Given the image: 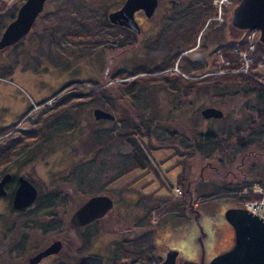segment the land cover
I'll list each match as a JSON object with an SVG mask.
<instances>
[{"label":"rangeland","instance_id":"1","mask_svg":"<svg viewBox=\"0 0 264 264\" xmlns=\"http://www.w3.org/2000/svg\"><path fill=\"white\" fill-rule=\"evenodd\" d=\"M11 1L12 0H7L6 3ZM17 1L20 2L23 0ZM167 1L169 0H162V5L164 4L165 6L166 4V6H172L167 3ZM238 1L239 0H228L227 4L221 3L223 5L220 7V12L218 11V0H216V3L212 2L213 12L210 17H207L203 22V28H201L197 37V42L200 40L201 44L206 46L204 47V51L208 50V48L210 49L215 39L221 35H223L225 39L233 36L235 32L233 29H230L229 22L232 9ZM115 2L116 0H47L46 9L49 8V11H43L42 15L44 17H40L38 20L40 23H45L44 30L36 28L32 33H37L39 35L28 36V38L32 39L31 48L23 50L13 49V51H9L5 54V64L2 68L4 72L0 73V78L1 80H6L5 84L11 92L12 97L14 99L18 98L20 101L24 100L26 105L32 104V111H34L36 108V103H34L36 100L35 94L38 93L39 97L48 96L65 83L70 82L67 87L58 93L57 98L66 96L69 93L87 90L86 88L89 84L93 85L89 82L91 79L97 80L102 85H108L110 81L107 79V76L104 77L100 71L103 68V54L97 48H91L89 46L90 44L88 41H85V27L78 25L79 23L88 24L94 21V19H91V21H87V19H84V21H73L74 18L72 16L75 14L74 16L77 18L90 19L93 18L94 14L97 16L100 15L101 12L115 7ZM182 10L183 8L180 10L181 13L177 15L175 12L172 13L171 9L170 17L168 19H161V22L168 21L172 23L167 30L171 32V39L174 34H176V30L180 31L183 24L189 23L191 15L189 18L187 15L184 16L183 12L185 11ZM11 12L15 13L12 7L2 12L0 22L8 21L11 17ZM41 18H43V20H41ZM204 28L206 30L203 32L202 36H200ZM80 30L82 31L79 32ZM92 34L96 33L93 31ZM92 36L91 42L97 43V40L102 37L101 35L98 36V34ZM235 36H237V32ZM170 38L167 39L168 42ZM102 40L103 39L100 41ZM106 48H109L111 52L117 50L112 43H107ZM26 50H30L31 52ZM212 58L215 60V55H212ZM236 58L238 59L237 54ZM237 65L235 67H237ZM212 67L213 64L210 68ZM176 68L174 65L172 66V69L175 71H177ZM233 68L225 71L245 74L234 71L232 70ZM181 74L191 76L185 72ZM208 74H211V76ZM208 74L204 79L201 77L199 78L200 80H198L197 88L192 94H189L193 103L187 107V111L185 112L191 109L194 110V108L198 109L206 104L216 107L220 106L224 109L223 105H218L216 101H211L207 97L208 80L210 79L211 81L212 74L219 73ZM139 76H143V74ZM143 80L144 78L137 79L135 82L140 83ZM115 81L119 82V77L113 80V82ZM152 84L157 86L156 83ZM120 87V91L125 94L127 90L126 85H120ZM91 89H93V87L87 91ZM148 89L149 87L145 88V90ZM156 89L160 93V95L158 94L159 100L162 103L165 100L168 101L167 93L164 92V94L162 88H154V90ZM145 90H143V92ZM150 90L151 89L144 94H140L139 100L143 101L145 104L150 103L149 101L145 102L146 98H151L152 101H155L154 94L157 93L150 94ZM91 93L92 91L86 92L81 97H78L75 106L66 108L60 114L59 112L53 113L55 117L52 115V118L49 120L48 131L45 129L46 124L42 125L36 123L33 125V130L36 131V137H40L39 134L43 133L46 136L51 134L54 131L53 127L55 123H57L60 128L57 139L58 143L56 142L54 145L47 160L44 161L40 159L36 163V171L40 175L45 178V167L47 166H66L71 158L78 155L83 158L88 157V160L91 159L89 163L90 184L85 189L88 191H96L108 187L110 193L115 197L117 207L116 214H109V216H107V229H101L95 232L91 248L108 258L112 247L114 244L116 247L117 242L115 239L116 231L110 229V227H119V239L126 233H141L145 228L133 227L132 224L133 221L136 222L138 218L144 217L139 221L148 222V224L155 223V233L154 235H150L147 240V242L154 246L153 256L155 257H162L169 248H175L178 251L176 256L177 264H185L184 261L190 262L187 264H206L214 253L227 249L226 247L231 240L232 226L224 218L223 212L225 208L230 206H246L244 200L247 199V197H242V194L251 196L252 193H254L258 196L257 198L264 197V159L259 158V165L254 169L255 173L249 176L250 179H253L251 185L249 184L250 190L248 191L246 187V189L239 192V194H241L240 197L238 194L225 193L224 191L212 193L214 184H220L221 178L217 176L211 168L205 167L203 171V176L205 177L204 181L208 178L212 183H203L195 190L194 201L196 202L195 209L198 211V217L195 218L190 214L188 209H184L183 213L185 214L182 217V222L175 223V225H178V228L172 229L171 233H169V231L164 230L162 227L164 224H167L168 219L165 220L167 215L175 216L174 212L176 207L170 209L173 202L164 203L162 199V201L159 200L156 202L148 200L146 197V199L143 197L141 200L136 201L135 193L137 189H140L142 192L152 191L157 194H165V189L161 187V183L165 182L166 184V181L168 182L165 176L167 175L170 181L168 186L172 187V185H176V173L179 167L175 166V163L177 164L179 160L176 157H168V153L172 151L171 149H161L154 153L156 159H161V167L164 168L165 171V173H163V178L159 176L161 179L152 178L151 173L141 168L127 169V165L130 164L132 158L128 155L127 158V156L123 155L120 151V147H122L125 141L120 137H112V139L106 137L105 126H108V124L106 125L103 120H96L92 116L93 105L95 103H100V101L92 100L94 95ZM103 94L108 98L113 96L109 93L108 89H104ZM128 94L129 93H126L125 95L128 96ZM114 97V104H117L118 108L117 112L121 115V111H119V102H117L119 98L116 94ZM15 101L11 102V104ZM51 102L54 103L52 99L48 100L45 102L44 106L51 105ZM11 104L7 105V107H12ZM10 110H12V108ZM4 111L5 110H3V112ZM231 113L234 115L236 111H232ZM228 118V113L221 117H203V120L200 119L198 124L200 129L201 127L204 129L206 125L211 128H218L213 126L227 125L229 122ZM52 121L54 122L53 127L50 126ZM24 124L30 126L31 122L26 121ZM104 139L105 144L102 152L98 155L96 145H102ZM96 154L98 155L97 158L92 161V158L95 157ZM173 160H175L174 163H172ZM186 161L194 167L195 172L198 171L205 160L199 156H188ZM216 193L223 194L214 195ZM148 206L150 207L149 212L144 215ZM5 208H7L6 204L0 201V212ZM162 221H164L163 226ZM8 225V216H6L5 213L0 214V226L4 228L5 226L8 227ZM32 234L35 235L36 233ZM17 235H19L18 231ZM2 236H4V229L2 231ZM41 237L45 238L46 235ZM215 244L217 246L214 247ZM137 246L138 243L125 242V247L127 248ZM121 261L123 260L119 258L120 264Z\"/></svg>","mask_w":264,"mask_h":264},{"label":"flooded vegetation","instance_id":"2","mask_svg":"<svg viewBox=\"0 0 264 264\" xmlns=\"http://www.w3.org/2000/svg\"><path fill=\"white\" fill-rule=\"evenodd\" d=\"M123 1L124 0H116L115 7L105 12V19L107 21L104 20L85 24L84 32V34H86L85 41H88L90 44L89 46L91 48H97L103 54V68L100 70L102 75L104 77H109L119 74V111H121V115H119V129L122 127L121 119L125 116H128V119L133 124L140 125L137 121V116L139 115L137 112L139 110L138 104L134 102L137 101V103H140V94H144L143 89L140 93L138 91V95H135L136 98L132 102L130 97L120 91V85L125 84L127 88H133L136 77L149 73L167 76L169 81L171 78H174L181 83L184 77H188V75L181 74L184 73L181 69L177 67V71H175L172 69V65H170L172 50L170 41L168 42L167 39L170 38L171 32L167 30L172 23L168 21L161 22V19H168L171 15L172 8L162 5V0H159L158 6H156L154 11L150 14H146L143 8L135 9L133 11V19L135 22L132 25L111 22L108 18V13L114 9H119ZM17 2V0H12L9 3V7L14 9V7H18L22 1L18 2V4ZM46 4L47 0H45L42 9L35 17L30 28L21 38L0 48V73L4 72L2 68L5 64L6 53L13 51V49H30L32 39L28 38V36L39 35L37 33H32L36 28L44 30L45 23H40L38 20L40 17H44L42 15L43 11H49V8L46 9ZM13 17L6 22H0V35L4 27ZM100 18L103 19V14ZM41 20H43V18H41ZM93 31L96 34H92ZM97 34L98 36L101 35L102 37L100 38L103 40L100 41L101 39H98V43L91 42L93 38L92 35ZM107 43H112L117 50L111 52L109 48H106ZM26 51L31 52L30 50ZM201 51L203 52V50L197 46L192 50H186L183 54L195 58L193 53ZM204 53L207 57V64L204 63V65L206 67L212 66V55H210L208 51H204ZM198 75H200V73L193 76L198 77ZM5 81L6 80H1L0 78V139L2 138L4 141L10 142L12 139L17 138L19 141L18 144L21 145L22 148L20 150L16 149L15 151H11L12 155L7 159L8 161L0 166V180L5 174H8L7 179L2 184L3 193L0 194V201L5 203L7 208L3 209L0 214L5 213L9 220L8 227L5 226L3 228L0 226V264H78L80 257L87 254L102 257L101 264L119 263L118 226L110 227V229L116 231L115 239L117 242L116 247L115 244L112 247L108 258L91 248L95 232L101 229H107V216H109V214L115 215L117 211L115 197L110 193L108 187L96 191H88L85 189L90 184L89 163L91 159L88 160V157L83 158L78 155L71 158L66 166H47L45 167L46 176L44 178L36 171V163L40 159L44 161L47 160L54 145L56 142L58 143L57 139L60 128L57 123L54 125L52 121L50 126L53 127L54 125V131L47 136L44 133L39 134L40 137H36V134L25 133L31 132L33 130V125L36 123L42 125L46 124L45 129L48 131L49 120L52 118L53 113L59 112L60 114V110L55 107L46 109L44 104L50 99H52L53 102L58 100V93L68 85L65 83L56 91L45 97H39L38 93L35 94L36 100L34 103H36V108L32 111V104L26 105L24 100L20 101L18 98L14 99L12 97ZM93 86L94 85L89 84L86 89L89 90ZM152 88L153 92L157 93L154 94L155 100H157L155 102L146 103V105H148L147 107H151L149 105L159 106L161 109H164L165 116H168L162 118L158 123L149 121V128L142 130L145 131L143 134L134 132L133 129L130 131H123L122 136L135 142V144L132 145V147L136 148L132 153V157L135 156V158H137L139 165L131 169L141 168L147 170L146 172L151 173L154 179H161L159 176L163 178V173H165L164 168L161 167V159H156L154 155L156 151L171 149L172 151L168 153V157H176L179 160L177 164L175 163V166L179 167L176 173V185H172V187L168 186L170 181L167 175L165 176L168 182L166 181V184L165 182L161 183V187L165 189V194H157L152 191L142 192L140 189H137V192L135 191L136 201L141 200L143 197L144 199L147 198L151 201H157L160 197L167 196V199H169L168 203H176L175 216L167 215L165 219H168L167 224H164V226L163 222L165 220L162 221V228L171 233L172 229L178 228V225H175V223L182 222V217L185 214L183 213L184 209H188L190 214L195 218L198 217L199 214L195 209L196 202L194 201L195 190L201 184H211L212 181L208 178L204 181L203 165L199 167L198 171L194 172V167L186 161L188 158L186 152H175L171 147H158L149 151L141 150V148L144 149L143 143L147 142V140H174L184 142L189 139L196 140L203 137L201 134L187 133L189 129L187 128L188 123L185 120L180 119L173 122L168 118L171 117L172 108L186 104L188 97L183 86L175 87L174 90H178L176 92H173L170 86H152ZM154 88H162L163 93H167L168 101L165 100L162 103L158 98V94L160 95V93L157 89L154 90ZM87 90L82 92H89ZM13 101L15 102L11 104ZM9 104H11L12 107H7ZM142 104L145 103L142 102ZM75 105L76 102L65 108ZM95 107L110 110L114 114L113 119L102 118L96 120H103L108 126L116 121V113L110 108L108 103L100 101V103H95L93 105V108ZM11 108L12 110H10ZM3 110L5 111L3 112ZM134 118L136 122L133 121ZM26 121L31 122V125L26 126V124H24ZM108 126H105V128ZM120 149L123 152H129L131 147L123 145ZM13 153L15 154L13 155ZM98 155L96 154L95 156L97 157ZM174 162L175 160H173L172 163ZM142 164L144 165L140 166ZM232 175H234V172H232ZM20 178L28 180L35 187L36 195L29 204L15 207L13 205L14 193L20 183ZM94 194H106L110 196L112 205L103 214L96 216L92 220L81 223L74 213ZM3 229L4 236H2ZM17 231L19 235H17ZM32 233L36 234L34 235ZM231 233V240L226 248H229L233 244V228ZM43 235H46V237L42 238L41 236ZM120 239L124 240V235L120 237ZM54 243H57L56 250L43 253L36 258V255ZM216 244L214 247L217 246ZM163 256H165V254ZM120 259L124 261V264L133 263L129 262L127 258Z\"/></svg>","mask_w":264,"mask_h":264},{"label":"trees","instance_id":"3","mask_svg":"<svg viewBox=\"0 0 264 264\" xmlns=\"http://www.w3.org/2000/svg\"><path fill=\"white\" fill-rule=\"evenodd\" d=\"M163 3V2H162ZM167 3L171 4L172 13L175 12L179 15L180 10L183 8L182 11L184 16L187 15L188 18L190 17L189 23L183 24L180 31L176 30V34L170 38L171 44V60L170 65L176 64L179 69L189 75H197L204 73L209 70L204 65V62L192 58L189 55L183 54L189 48L195 46L197 44L198 48L205 50V45L201 44V41L197 42L198 33L203 28V22L207 17H210L211 13L213 12V5L212 0H169ZM47 5V4H46ZM164 5V4H163ZM166 5V4H165ZM10 9L9 4L4 2L0 3V17L1 13L4 12L6 9ZM13 9V8H12ZM17 7H14L16 11ZM105 12L103 11L100 15L96 16L94 14L93 18H77L76 16H72L74 18L73 21L87 19V21H94L91 22H101L107 21L105 19ZM73 14V13H72ZM103 14V19L100 16ZM14 13L11 12V17H13ZM10 17V18H11ZM202 20V21H201ZM201 21V22H199ZM90 22V23H91ZM88 23V22H87ZM78 25H82L85 27V24L79 23ZM230 29L236 33H233V36L230 38H224L223 35L215 39L212 47L206 51L212 55V51L214 48H220L223 50L224 55L231 60L230 65L227 68H233L238 64V59L236 58V52L233 50L234 47H242L244 45L243 41V31L239 28H236L231 25L229 22ZM206 28V27H205ZM203 29L200 36H202L203 32L207 29ZM80 30L79 32H81ZM261 45H264L261 43ZM235 52H233V51ZM206 55V54H205ZM158 70V69H156ZM155 71V70H152ZM254 74H241L238 72L232 71H224V73L219 74H212L213 76L208 80V92L207 97L211 101H216L218 105H223L224 109L218 106L223 110V115L228 113V123L225 126L217 125L213 127L218 128H211L206 125L204 129H200L198 121L201 119L203 120L202 115L200 114V108L191 109L188 112L187 107H189L193 101L189 97V94L197 88L198 80L200 77H184L183 82L181 83L179 80L172 79L169 81L167 76H163L160 74H145L143 76L136 77L137 79H143L140 83H136L133 88H127L126 93L128 97H130L131 101L135 100V95L145 90V88L149 87L150 94L154 93L152 86L156 83L157 86H170L173 89V92L178 90H174L175 87L183 86L187 94L186 104L182 106H176V108L171 109V121L175 122L176 120H185L188 123L187 133L193 134H201L203 137L201 139L196 140H186L184 142L181 141H150L144 144V149L141 150H151L158 147L168 148L171 147L175 152L180 153H187L188 156H199L203 158L205 161L202 163L203 171L205 167H209L215 172L217 176L221 178V183H216L213 186L212 193L218 191H224L225 193H232L238 194L240 197L242 190L246 189L249 191L251 182L253 179H250L249 176L255 173L254 169L259 165V158L264 159V85L261 84L259 81L256 80L255 76L263 73L264 68L255 69L253 71ZM211 76V74H208ZM208 75L201 76L202 79ZM119 77L117 76H109L107 79L110 81L108 85H102L97 80L91 79V82L94 86L91 94L94 96L92 100L96 101H103L104 103H108L110 108L115 112L116 111V121L113 122L112 125L108 126L105 130V135L108 139H112V137H120L125 142L123 145H128L131 147L129 152H123L121 149L120 151L123 155H128L132 158L129 165H127V169H131L134 166H138L137 158L135 156L132 157V153L135 151L136 148L132 147L135 144L134 141L126 139L122 136L123 131H130L134 129V132H139L143 134L149 128V121L152 123H158L162 118L167 117L164 114V109H161L159 106L149 105L151 107H147L148 105L142 104L143 101L137 103L139 110L137 111L139 115L137 116V121L140 125L133 124L129 119L128 116L123 117L122 127L119 129V113L117 104L115 105V97L116 94L119 98V82L113 80ZM70 83H66L68 85ZM79 85V84H76ZM146 86V87H144ZM108 89L109 93L113 95L112 97H106L103 94V90ZM148 90H145L146 93ZM89 91V92H90ZM86 92H75L69 93L66 96H62L58 98V100L54 101L51 105L45 106V108L55 107L60 110V113L63 112L67 107L72 105L73 103L77 102L76 99ZM125 93V94H126ZM138 95V94H137ZM155 97V95H154ZM157 100V99H156ZM155 100V101H156ZM153 102L151 98H147L145 102ZM154 101V102H155ZM119 102V101H117ZM146 108V109H145ZM236 111L233 115L231 112ZM233 118H232V116ZM136 122V119H133ZM143 124V125H142ZM209 125V124H208ZM9 127V126H8ZM65 128V127H62ZM28 134H36L35 130L31 132H25ZM18 139H12L9 141H4V139H0V166L6 163L12 155L11 151L20 150L22 147L18 144ZM18 144V145H17ZM105 144L102 142V145H96V150L98 151L97 154L102 152L103 146ZM119 150V149H118ZM15 153H13L14 155ZM127 156V158H128ZM97 157H93L95 160ZM144 164L140 165L143 166ZM126 169V168H125ZM189 170V169H188ZM190 171V170H189ZM234 172V175H232ZM260 182V181H258ZM223 194V193H216ZM254 195V196H253ZM242 197L245 196L247 198H257L254 193L251 196L248 195H241ZM253 196V197H252ZM164 200V203H168L169 199L167 196L160 197L156 202L159 200ZM161 200V201H162ZM240 205V204H239ZM171 208L177 207L176 203L173 202ZM150 207L146 208V213L149 212ZM173 211V210H172ZM142 218H138L137 221H133V227H140L145 228L141 233H133L132 232L124 234L125 239H119V258H127L129 262H145L147 264L158 262L161 257L153 256L154 253V246L153 244L147 242L150 235H154L155 227L154 224H148V222H142ZM140 231V230H138ZM125 242L127 243H138L137 247L127 248L125 247ZM147 261H146V260ZM185 264L190 263L189 261H184ZM115 264H120V262H116Z\"/></svg>","mask_w":264,"mask_h":264},{"label":"water","instance_id":"4","mask_svg":"<svg viewBox=\"0 0 264 264\" xmlns=\"http://www.w3.org/2000/svg\"><path fill=\"white\" fill-rule=\"evenodd\" d=\"M45 0H23L14 15L7 23L0 35V48L21 38L35 17L42 9ZM159 0H124L119 9H114L108 13L111 22H120L132 25L133 11L143 8L146 14H150L158 6ZM232 26L244 28H257L260 31V38L264 41V0H239L232 9L230 17ZM193 56L207 64L204 53L194 52ZM200 114L204 118L221 117L223 110L213 105H206L200 109ZM95 119H113L114 114L107 109L95 107L92 110ZM5 174L0 180V194L3 193L2 184L7 179ZM36 189L26 179L20 178L17 186L13 205L20 207L29 204L35 198ZM112 205V199L106 194H94L90 196L76 211L75 216L79 222L84 223L92 220L96 216L103 214ZM224 218L229 222L234 231L233 244L213 255L206 264H264V218L247 207L230 206L223 212ZM57 249V243L41 251V254ZM177 249H168L163 259L151 264H177ZM36 260V259H33ZM102 257L87 254L80 257L78 264H101ZM124 264V261H121ZM132 264H146L140 261Z\"/></svg>","mask_w":264,"mask_h":264},{"label":"built area","instance_id":"5","mask_svg":"<svg viewBox=\"0 0 264 264\" xmlns=\"http://www.w3.org/2000/svg\"><path fill=\"white\" fill-rule=\"evenodd\" d=\"M2 1L5 0H0V3ZM212 2L216 3V0H212ZM225 2L226 0H218L219 12L221 5L227 4L228 0L226 3ZM243 41V47H234L233 49L236 52L239 61L237 67L233 68L232 70L239 71L248 75L254 74L253 71L255 69L264 68V45H260L259 32L255 28L245 30L243 35ZM213 54L215 55L213 67L210 69V71H207L203 74L221 73L225 70H228L227 66L230 64V60L224 55L222 49H214ZM255 78L257 81L264 85L263 73L256 75ZM244 201L246 202V207H248L252 212L264 217V197L247 198Z\"/></svg>","mask_w":264,"mask_h":264},{"label":"crops","instance_id":"6","mask_svg":"<svg viewBox=\"0 0 264 264\" xmlns=\"http://www.w3.org/2000/svg\"><path fill=\"white\" fill-rule=\"evenodd\" d=\"M221 250V249H220ZM220 250H217V251H220ZM217 251H215V252H217Z\"/></svg>","mask_w":264,"mask_h":264}]
</instances>
